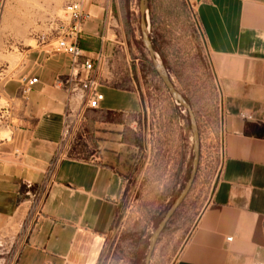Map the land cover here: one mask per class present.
Segmentation results:
<instances>
[{"label":"crops","instance_id":"1","mask_svg":"<svg viewBox=\"0 0 264 264\" xmlns=\"http://www.w3.org/2000/svg\"><path fill=\"white\" fill-rule=\"evenodd\" d=\"M189 1L222 90L225 155L173 264H264V0ZM83 4L80 47L93 57L103 47L106 55L98 110L141 113L137 89L102 80L115 46L106 0ZM25 62V72L0 87L11 123L0 140V223L22 228L13 264H99L126 183L115 164L120 142L94 159L69 156L67 124L80 107L71 94L72 57L54 41L29 50ZM23 77L38 78L26 95Z\"/></svg>","mask_w":264,"mask_h":264},{"label":"rangeland","instance_id":"2","mask_svg":"<svg viewBox=\"0 0 264 264\" xmlns=\"http://www.w3.org/2000/svg\"><path fill=\"white\" fill-rule=\"evenodd\" d=\"M142 0H106L114 48L102 80L141 93L139 114L86 109L69 122L67 154L94 159L120 143L115 159L126 183L99 264H145L152 235L191 177L195 133L190 112L157 73L143 37ZM155 59L189 105L198 134L197 169L189 190L158 237L148 264H173L213 193L222 90L211 53L189 0H143ZM67 0H0V87L25 72L29 50L56 41L67 23ZM1 92V91H0ZM103 92V90H102ZM0 93V140L11 123ZM126 141L127 144H124ZM132 141L135 145H129ZM22 228L0 223V264H13Z\"/></svg>","mask_w":264,"mask_h":264},{"label":"built area","instance_id":"3","mask_svg":"<svg viewBox=\"0 0 264 264\" xmlns=\"http://www.w3.org/2000/svg\"><path fill=\"white\" fill-rule=\"evenodd\" d=\"M64 11L67 17V23L62 25L58 30L56 48L58 51L64 52L72 57L71 82L73 83V87L71 94L75 95L80 102V107L77 109L76 121H81L86 109H98L100 102L103 100V94L99 91V72L104 65L106 55L103 47L96 52L95 57L86 55L80 47V40L84 35V21L88 17L83 0H67ZM82 69L87 71L88 74L86 76L80 75V70ZM37 82V77H23L21 80L22 94H28L32 86ZM72 112H74L73 109H71ZM69 122H73V120ZM218 153L220 155V161H222L225 155V133L221 121ZM231 240L232 237L227 238V241ZM65 264L71 263L66 261Z\"/></svg>","mask_w":264,"mask_h":264},{"label":"water","instance_id":"4","mask_svg":"<svg viewBox=\"0 0 264 264\" xmlns=\"http://www.w3.org/2000/svg\"><path fill=\"white\" fill-rule=\"evenodd\" d=\"M141 13H142V29H143V37L144 40L146 42L147 48L151 54V56L154 58L153 59V64L154 67L157 71V73L162 77V79L165 81L166 85L171 89L173 95L175 96V98L179 101V103L181 105H183L189 112H190V119H191V123H192V127L195 133V159L193 162V169L191 172V177L189 179L188 184L186 185L185 189L183 190V192L181 193V195L176 199V201L174 202V204L170 207V209L168 210V212L166 213L165 217L163 218V220L161 221V223L159 224L158 228L156 229V231L154 232V234L152 235L151 241H150V248L149 251L147 253V257H146V263L148 264L150 257H151V253L152 250L157 242L158 237L161 235V233L163 232L165 226L167 225L168 221L170 220V217L172 216V214L174 213L175 209L177 208V206L179 205V203L183 200V198L185 197L187 191L189 190V187L192 184L196 169H197V160H198V134H197V129H196V125L194 122V118L193 115L190 111V107L189 105L185 102V100L181 97V95L174 89V87L171 85V83L169 82L166 74L164 73L163 68L161 67V65L159 64V62L155 59V51L153 49V45L150 41L149 35L146 32L147 29V17H146V8H145V3L142 0L141 1Z\"/></svg>","mask_w":264,"mask_h":264},{"label":"trees","instance_id":"5","mask_svg":"<svg viewBox=\"0 0 264 264\" xmlns=\"http://www.w3.org/2000/svg\"><path fill=\"white\" fill-rule=\"evenodd\" d=\"M117 86V85H116ZM118 87H124V86H118ZM125 88V87H124Z\"/></svg>","mask_w":264,"mask_h":264}]
</instances>
